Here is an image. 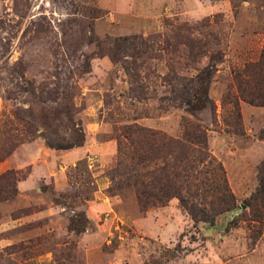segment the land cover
Instances as JSON below:
<instances>
[{
	"label": "rangeland",
	"instance_id": "1",
	"mask_svg": "<svg viewBox=\"0 0 264 264\" xmlns=\"http://www.w3.org/2000/svg\"><path fill=\"white\" fill-rule=\"evenodd\" d=\"M263 42L264 0H0V264H264V199L243 203L264 103L241 92ZM135 127L191 158L202 138L182 194L211 222L175 196L139 206L116 165Z\"/></svg>",
	"mask_w": 264,
	"mask_h": 264
},
{
	"label": "trees",
	"instance_id": "2",
	"mask_svg": "<svg viewBox=\"0 0 264 264\" xmlns=\"http://www.w3.org/2000/svg\"><path fill=\"white\" fill-rule=\"evenodd\" d=\"M253 73L251 74V80L255 86L259 87L256 91L249 90L244 93V89L241 88L243 96L251 103L262 104L264 103V42L263 48L260 53V57L257 62L253 64ZM262 73V75H259ZM259 75V76H258ZM239 81V80H238ZM240 88V82L238 83ZM131 128L129 127V130ZM132 131L141 133L142 140H137L136 144L131 147V154L128 155L129 165L124 164V155L120 148V142H118L119 160L117 161V168L120 165L123 169H128V172L132 178L128 177L130 183L134 187L135 197L137 203L141 207H145L149 204H162L168 198L175 196L178 198L179 204L183 207L192 217L193 220H205L208 222L212 221L209 213L204 211L203 208H197L195 204L188 203L187 197L182 194V191L190 193V188L193 185L194 179H197L198 174H204L206 170L196 169L197 163H201L203 157H201V147L203 145L202 138L195 140L198 144L197 152L199 153L195 158L188 156V152L184 149V144L175 140H168L167 142L156 144V133L149 129H143L142 127H135ZM126 134V133H125ZM128 138V133H127ZM133 143L134 139H129ZM179 149L178 155H173V162L169 163L166 160L161 167L155 170L146 169L148 162L154 159L165 158L166 155L172 154L174 149ZM162 149L164 150L163 155ZM122 157V159L120 158ZM139 167V168H138ZM179 167V169H177ZM144 171H141V169ZM196 170V171H195ZM201 184H206L205 180L200 181ZM195 185V184H194ZM213 187V186H212ZM214 190L218 192L217 202L219 212L221 210L229 209L233 204V197L229 192H226V187L223 185L222 188L214 187ZM264 199V179H261L259 188L251 194V196L243 201L245 206L252 208L254 202L258 199ZM264 204V203H262Z\"/></svg>",
	"mask_w": 264,
	"mask_h": 264
}]
</instances>
